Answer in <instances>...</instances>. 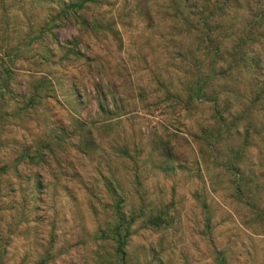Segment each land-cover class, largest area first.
Wrapping results in <instances>:
<instances>
[{"label":"rangeland","instance_id":"obj_1","mask_svg":"<svg viewBox=\"0 0 264 264\" xmlns=\"http://www.w3.org/2000/svg\"><path fill=\"white\" fill-rule=\"evenodd\" d=\"M0 264H264V0H0Z\"/></svg>","mask_w":264,"mask_h":264},{"label":"trees","instance_id":"obj_2","mask_svg":"<svg viewBox=\"0 0 264 264\" xmlns=\"http://www.w3.org/2000/svg\"><path fill=\"white\" fill-rule=\"evenodd\" d=\"M120 246L122 247V243H119V247H118V249H120ZM120 253H122L121 251H120ZM122 258V257H121Z\"/></svg>","mask_w":264,"mask_h":264}]
</instances>
